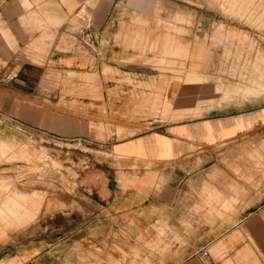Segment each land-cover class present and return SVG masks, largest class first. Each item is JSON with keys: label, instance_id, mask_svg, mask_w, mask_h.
Segmentation results:
<instances>
[{"label": "crops", "instance_id": "0c3cea01", "mask_svg": "<svg viewBox=\"0 0 264 264\" xmlns=\"http://www.w3.org/2000/svg\"><path fill=\"white\" fill-rule=\"evenodd\" d=\"M192 16L179 0H0V216L22 212L0 221V264H264V31L257 60L253 45L216 62L242 77L213 80ZM106 68L143 86L109 80L123 93L80 115L64 75Z\"/></svg>", "mask_w": 264, "mask_h": 264}, {"label": "rangeland", "instance_id": "374dc122", "mask_svg": "<svg viewBox=\"0 0 264 264\" xmlns=\"http://www.w3.org/2000/svg\"><path fill=\"white\" fill-rule=\"evenodd\" d=\"M184 2L185 4H190V10L194 14L192 16V20L190 22L192 32L194 29L200 30L201 33H207V48L208 51L204 54L202 59H207L208 61L215 62L214 68L211 70L212 74L210 76L213 80H220L221 76L224 74H228L225 77H233L237 76L242 77L241 73H246V69L243 68H233V69H223L217 67L216 62H226V61H235V62H246L248 57L250 56V52L254 45L255 49V58L257 60V54L259 48H261V40L260 34L264 31V0H179ZM176 25V22H173ZM219 25H222V28H218ZM171 29L174 28L173 24L170 22H159V29ZM178 28V27H175ZM255 35V36H254ZM254 36L255 39L252 38ZM165 39V38H162ZM161 39V40H162ZM254 40V44L252 42ZM251 40V42H250ZM249 43V46H248ZM249 48V49H248ZM195 53V57L198 58L200 53ZM249 53V54H248ZM160 55L165 59L166 56H177V54L163 52ZM250 59V57H249ZM165 61H160V66L164 64ZM221 66V65H218ZM160 72L166 71V67H160ZM262 69L255 68V80L263 82ZM178 72V71H176ZM195 73L197 78L199 79V75L196 70H191L190 74ZM188 75V76H189ZM66 80L64 83L63 96L66 94L69 97L72 95L73 97H77L80 101L76 104L78 105V112L80 115L87 117L89 110L88 109H98L101 110L103 107H94L92 100H99L96 103H102V94L104 89L107 91V94H112L118 96V93H123L120 86H116L114 89H108L106 86V82L111 80V82H128L134 83L133 87L141 88L143 85L140 82H136L135 74H127L121 73L117 70L112 71L110 68L98 70H92L89 72H69L66 75ZM239 77V78H240ZM72 79H76L79 84L71 86L70 81ZM197 79V80H198ZM255 90H258L255 87ZM264 90V88L262 89ZM260 90V91H262ZM255 93H258L255 91ZM143 95V100L140 101L141 107L152 104L149 99H145ZM90 99V103L86 104V102ZM82 100L84 102H82ZM155 104H153L154 106ZM153 111L149 114L151 117L159 116V118H166V103L162 100L158 102V109L156 105L153 107ZM74 110V109H73ZM138 119H150V117H143ZM148 123H144L140 126V129L147 126ZM62 146L64 147V151H68L66 157H70V148L71 142L68 140H63ZM85 152H93L88 151L85 146L81 147ZM34 171V169H31ZM24 171L20 168V171L17 173L16 178L21 177ZM22 209V208H21ZM10 220H21L22 212L17 213L16 216L10 213H5L2 217L0 216V221L5 222V219ZM19 218V219H18ZM4 219V220H3ZM5 224V223H4ZM99 264V261L96 262Z\"/></svg>", "mask_w": 264, "mask_h": 264}]
</instances>
